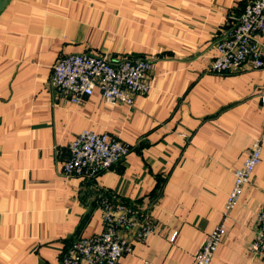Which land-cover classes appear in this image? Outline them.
<instances>
[{
	"label": "crops",
	"instance_id": "obj_1",
	"mask_svg": "<svg viewBox=\"0 0 264 264\" xmlns=\"http://www.w3.org/2000/svg\"><path fill=\"white\" fill-rule=\"evenodd\" d=\"M251 0H7L0 10V264H62L101 232L100 203L150 214L155 232L120 264H193L221 220L235 176L264 118V67L213 72L218 42ZM72 53L151 60V88L133 107L75 104L52 86ZM84 129L130 152L94 177L66 176ZM260 164L211 264H264L250 251L264 208Z\"/></svg>",
	"mask_w": 264,
	"mask_h": 264
},
{
	"label": "built area",
	"instance_id": "obj_2",
	"mask_svg": "<svg viewBox=\"0 0 264 264\" xmlns=\"http://www.w3.org/2000/svg\"><path fill=\"white\" fill-rule=\"evenodd\" d=\"M218 56L211 62L213 72L235 70L245 65L264 67V0H251L235 26L225 31L217 45ZM152 62L146 58H130L113 62L107 55L72 53L62 57L53 66L52 86L81 104L85 97L99 89L102 99L112 105L133 107L136 97L151 88ZM264 104V94L262 95ZM264 138V118L261 136L254 141L241 167L233 170L235 180L229 191L221 220L209 232L194 254L193 264H211L218 246L227 233L243 188L253 178L261 162ZM70 157L63 164L66 176L91 178L122 160L131 145L108 132L97 133L84 129L71 142ZM101 232L80 238L66 250L62 264H120L121 258L133 250V240H145L155 232L153 217L124 202L100 203ZM250 251L264 260V208L258 214V229L250 244Z\"/></svg>",
	"mask_w": 264,
	"mask_h": 264
},
{
	"label": "water",
	"instance_id": "obj_3",
	"mask_svg": "<svg viewBox=\"0 0 264 264\" xmlns=\"http://www.w3.org/2000/svg\"><path fill=\"white\" fill-rule=\"evenodd\" d=\"M7 0H0V10L2 9V7L5 5Z\"/></svg>",
	"mask_w": 264,
	"mask_h": 264
},
{
	"label": "rangeland",
	"instance_id": "obj_4",
	"mask_svg": "<svg viewBox=\"0 0 264 264\" xmlns=\"http://www.w3.org/2000/svg\"><path fill=\"white\" fill-rule=\"evenodd\" d=\"M118 106H122V105H118Z\"/></svg>",
	"mask_w": 264,
	"mask_h": 264
}]
</instances>
